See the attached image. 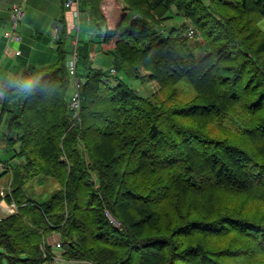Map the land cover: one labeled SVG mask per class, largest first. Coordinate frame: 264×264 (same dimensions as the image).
<instances>
[{
  "label": "trees",
  "instance_id": "1",
  "mask_svg": "<svg viewBox=\"0 0 264 264\" xmlns=\"http://www.w3.org/2000/svg\"><path fill=\"white\" fill-rule=\"evenodd\" d=\"M78 1L99 36L78 52V118L61 40L54 62L0 88L1 140L23 158L0 195L16 207L0 216V264L51 261L55 233L62 259L87 264H264V0ZM121 68L155 81L156 100ZM182 79L195 94L178 103ZM35 178L59 187L30 198Z\"/></svg>",
  "mask_w": 264,
  "mask_h": 264
},
{
  "label": "rangeland",
  "instance_id": "2",
  "mask_svg": "<svg viewBox=\"0 0 264 264\" xmlns=\"http://www.w3.org/2000/svg\"><path fill=\"white\" fill-rule=\"evenodd\" d=\"M30 1L31 0H27V2L26 1L23 2L24 11L28 13V16H26V18L21 20V22L19 23L18 33L20 35V28L22 27L27 30H31V32L33 33L37 31L38 33H41V35H46L48 32H50V23L53 20L52 19V17H54L53 14L57 12V8L55 7L53 0H41V3H43L42 6L41 5L30 6L29 5ZM5 5H6V0H0V24H3L2 18L5 19V16H6ZM86 14H87L86 12H81L80 17H78V21H79L78 28L80 27L79 32H78V36L80 40L79 45H82L85 41H89L90 39H94L96 41L99 40L98 31L94 30L93 21H90V22L87 21ZM181 20H182L181 16L174 15L168 21H165V24L162 26V29L166 28V31H167L171 27L177 26ZM38 22H39V25L37 24ZM258 25L264 30V18L259 21ZM8 28H9V23L6 29ZM1 33H2V27L0 25V35ZM74 34H76V29H74ZM95 45L96 44L94 43L92 47L95 48ZM65 47L68 51L70 50L71 47L69 45V40L65 42ZM80 55H79V61L77 63L78 74L84 72V65L82 63L84 59ZM92 56L93 58H91ZM100 56L104 57L103 61L101 62L102 64L101 67L104 70H108V71L110 70L111 72V69H108L107 67L108 65H105V62L107 59L105 58L104 54H100L97 52L94 53V55L90 56L89 62L97 66L95 61ZM20 65L21 64H16L14 66V70H11V69L7 70V68H5L3 70L4 74L2 75L0 74V85L2 83L3 78L8 76L9 82L7 85L12 86L14 80H16V78L19 77L22 72H24L23 67ZM16 70H18L17 73H16ZM141 74H143V72H141ZM116 76L119 79L126 82L137 93L144 95V96H151L153 100H156L154 94L158 92V84L155 81L153 80L151 81L146 78H140V77L128 75L127 73L123 71L122 68L117 70ZM110 81L114 83L115 79L111 78ZM174 87L177 90L175 101L178 103L188 101L195 94L193 88L185 79L180 80L178 83L174 85ZM70 92L71 90L69 89L68 96L70 95ZM164 96H165L164 93H159L157 94V99L158 100L163 99ZM3 130H4V123H1L0 124V145H1L0 162L7 165L9 170H6V172L4 173L2 172V174L0 175V186H2V184L6 186L10 180L12 170L20 168L21 164L23 163V158L15 156V149H17V146L11 148L8 145H6L4 142H2L1 133ZM58 187H59L58 182L53 178H45L43 182H39L38 178H35L26 184V186L24 187V190L30 198L40 200V199H44L48 197L51 194V192L56 190ZM6 204L8 205V203L4 199L0 200V216L8 213L9 208L6 207L7 206ZM58 240L59 239L56 233L48 237V242L52 246V251L55 254V256L51 261H48L44 264H87L83 261H71V260L62 259L60 257V248H59L60 245L58 246L55 244V242H57ZM2 264H7V263L3 262Z\"/></svg>",
  "mask_w": 264,
  "mask_h": 264
},
{
  "label": "crops",
  "instance_id": "3",
  "mask_svg": "<svg viewBox=\"0 0 264 264\" xmlns=\"http://www.w3.org/2000/svg\"><path fill=\"white\" fill-rule=\"evenodd\" d=\"M24 1L27 2V0H6V5H5L6 16H5V19L2 18L3 24H0L2 27V33L0 35V74L1 75L4 74L3 70L5 68H7V70L9 69L14 70V66L16 64H21L20 66L23 67L24 71L32 67H41V66L48 65L54 62L56 58L57 41L59 42L61 40V43L65 47V42L69 40V45H70L71 36L69 33H71V30H73V25H74L72 14L70 10L64 6V3L66 0H53V3L55 7L57 8V12L53 14L54 17H52L53 20L50 23V32H48L46 35H41V33H38L37 31L33 33L31 32V30H27L21 27L20 28L21 42L15 45L20 48L21 54L18 56H11L10 53H8V51L6 50V38L4 37V32L9 23L8 22L9 21V9H10V6L15 2L20 3L23 6ZM42 4L43 3H41V0H31L29 2L30 6H38V5L42 6ZM26 16H28V13L25 12V16L23 19H25ZM60 20H63V21H60ZM37 24L39 25V22ZM55 25H58L59 34H61L58 40L52 39V30L55 27ZM86 42L88 41H85L82 45L78 46L79 48L78 52H80L81 49L85 48L84 44ZM100 54H103V53H100ZM104 55H105V58L107 59L105 62V65H108L107 66L108 69H111L112 71V69L115 67V64L117 63V59L112 54H104ZM91 58H93V56ZM103 59L104 57L100 56L95 61L96 65L101 67L102 66L101 62L103 61ZM17 71L18 70H16V73ZM81 75L82 73L79 74V76ZM19 77H17L16 80H14L12 85L16 84L19 81ZM8 82H9L8 76L4 77L0 85V88L4 86H8L7 85ZM1 174L2 173H0V175ZM57 237L59 239L58 235Z\"/></svg>",
  "mask_w": 264,
  "mask_h": 264
},
{
  "label": "built area",
  "instance_id": "4",
  "mask_svg": "<svg viewBox=\"0 0 264 264\" xmlns=\"http://www.w3.org/2000/svg\"><path fill=\"white\" fill-rule=\"evenodd\" d=\"M64 6L68 8L72 14L74 25L73 30H71L70 36V50L68 51L67 59H66V69L70 80V88L71 92L69 95L68 100V107L74 117L76 119L78 118L79 110H80V87L82 85L83 79L78 74V61H79V55H78V46H79V36L78 32L80 27L78 17H80L81 11L79 9V1L78 0H66L64 3ZM87 21H90V16L86 14ZM25 16V11L20 3H13L10 6L9 9V28L5 30L4 37L6 38V50L8 53H10L11 56H18L21 54L20 48L18 46H15L21 42V37L18 33V27L19 23ZM76 23V25H75ZM74 29H76V34H74ZM194 27L190 25L187 29V35L189 38L194 37ZM61 34H59V27L58 25H55V27L52 30V39L58 40ZM112 73H114V70L112 69ZM1 94V90H0ZM1 148V145H0ZM6 170H9L8 166L4 163L0 162V171L1 173L6 172ZM9 188V182L5 186L2 184L0 186V195L3 197L5 190ZM7 205V204H6ZM5 205V206H6ZM6 207H8L9 211L7 214H10L15 211V205L8 204ZM108 214V213H107ZM6 215V214H5ZM1 215V216H5ZM118 225L119 223H115ZM56 245H60V241L58 240L55 242Z\"/></svg>",
  "mask_w": 264,
  "mask_h": 264
}]
</instances>
